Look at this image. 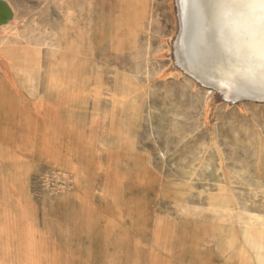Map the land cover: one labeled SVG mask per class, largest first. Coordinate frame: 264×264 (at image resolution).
Listing matches in <instances>:
<instances>
[{"label":"rangeland","instance_id":"374dc122","mask_svg":"<svg viewBox=\"0 0 264 264\" xmlns=\"http://www.w3.org/2000/svg\"><path fill=\"white\" fill-rule=\"evenodd\" d=\"M9 1L0 264H264V103L177 62L178 0Z\"/></svg>","mask_w":264,"mask_h":264},{"label":"bare ground","instance_id":"6f19581e","mask_svg":"<svg viewBox=\"0 0 264 264\" xmlns=\"http://www.w3.org/2000/svg\"><path fill=\"white\" fill-rule=\"evenodd\" d=\"M177 2L181 22L176 41L177 62L207 89L221 92L228 101L247 99L264 103V70L250 38L253 29L259 31V9L250 8L247 0H239L225 19L217 8V0H188L187 6L182 0ZM3 12L7 15L2 20ZM16 14L14 4L0 0V33H4V27L12 23ZM245 237L255 252L264 249L255 233L247 232Z\"/></svg>","mask_w":264,"mask_h":264},{"label":"snow or ice","instance_id":"6c2138e0","mask_svg":"<svg viewBox=\"0 0 264 264\" xmlns=\"http://www.w3.org/2000/svg\"><path fill=\"white\" fill-rule=\"evenodd\" d=\"M239 2V0H217V8L220 10L222 17L227 19L229 10ZM182 3L187 6L188 0H182ZM250 8L259 9L260 25L259 31L253 29L250 33V38L254 41V51L256 58L260 61V67L264 70V0H247Z\"/></svg>","mask_w":264,"mask_h":264},{"label":"water","instance_id":"95a60500","mask_svg":"<svg viewBox=\"0 0 264 264\" xmlns=\"http://www.w3.org/2000/svg\"><path fill=\"white\" fill-rule=\"evenodd\" d=\"M7 15V12H3V15H2V20L5 18V16Z\"/></svg>","mask_w":264,"mask_h":264}]
</instances>
